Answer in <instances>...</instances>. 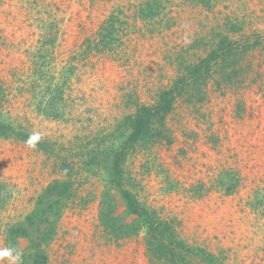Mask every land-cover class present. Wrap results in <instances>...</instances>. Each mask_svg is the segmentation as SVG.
Listing matches in <instances>:
<instances>
[{"label": "rangeland", "instance_id": "rangeland-1", "mask_svg": "<svg viewBox=\"0 0 264 264\" xmlns=\"http://www.w3.org/2000/svg\"><path fill=\"white\" fill-rule=\"evenodd\" d=\"M186 74L120 185L191 248L182 264H264V0H0V248L33 264L7 229L70 181L42 264H176L146 229L115 237L99 212L110 191L132 222L112 181L127 117Z\"/></svg>", "mask_w": 264, "mask_h": 264}, {"label": "trees", "instance_id": "trees-1", "mask_svg": "<svg viewBox=\"0 0 264 264\" xmlns=\"http://www.w3.org/2000/svg\"><path fill=\"white\" fill-rule=\"evenodd\" d=\"M225 40L228 41L227 38ZM228 42L230 43V41ZM212 50L208 58L215 55V49ZM200 65L194 69L195 74L198 73L199 69L208 71L206 69L209 67H206V65H209V62ZM188 77L189 75L186 74L180 78V82L177 81L172 87L163 90L155 103L138 104L134 114L127 117L126 125L129 133L114 155L112 181L119 189L120 197L130 215L134 216L132 222L130 224L125 223L116 213L115 197L110 191L104 193L99 212L102 225L109 229L115 237L127 236L146 229L150 235L148 241L150 250L158 257L168 258L176 264L185 262L187 259L186 253L191 248L177 239L174 227L169 221L158 218L155 212L143 205L129 189L121 187L120 184L122 164L126 155L139 141L155 136L156 126H164L165 118L173 110L176 99L182 95L183 91L187 90V86L190 84L187 80ZM19 134L24 139H27L30 135L21 132ZM71 188L70 181L55 182L49 185L43 195L39 197L36 210L26 215L24 220L8 227L7 235L9 239L15 241L16 238L24 237L30 241L35 252L33 264L43 263L42 247L51 240L55 233V223L63 205L62 199L72 193ZM49 213L53 214V219L49 218ZM42 225H45L44 229H40Z\"/></svg>", "mask_w": 264, "mask_h": 264}, {"label": "clouds", "instance_id": "clouds-1", "mask_svg": "<svg viewBox=\"0 0 264 264\" xmlns=\"http://www.w3.org/2000/svg\"><path fill=\"white\" fill-rule=\"evenodd\" d=\"M42 139L39 132H33L25 141L27 147L36 149ZM22 253L14 247L0 248V264H19Z\"/></svg>", "mask_w": 264, "mask_h": 264}, {"label": "water", "instance_id": "water-1", "mask_svg": "<svg viewBox=\"0 0 264 264\" xmlns=\"http://www.w3.org/2000/svg\"><path fill=\"white\" fill-rule=\"evenodd\" d=\"M0 129H4V125L0 123Z\"/></svg>", "mask_w": 264, "mask_h": 264}]
</instances>
